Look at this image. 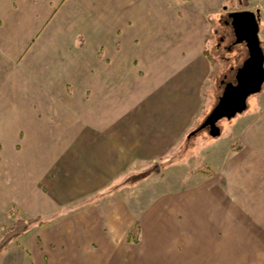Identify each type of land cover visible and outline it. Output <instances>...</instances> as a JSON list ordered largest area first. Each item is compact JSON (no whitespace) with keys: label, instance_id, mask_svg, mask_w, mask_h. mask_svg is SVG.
<instances>
[{"label":"crops","instance_id":"crops-1","mask_svg":"<svg viewBox=\"0 0 264 264\" xmlns=\"http://www.w3.org/2000/svg\"><path fill=\"white\" fill-rule=\"evenodd\" d=\"M222 1L0 0V129L20 134L6 148L0 134V235L9 206L43 221L0 251L3 264L13 242L27 264H264V97L222 153L207 145L212 171L186 188L141 211L103 193L193 126L208 12ZM254 1L232 10L258 11L264 52Z\"/></svg>","mask_w":264,"mask_h":264},{"label":"rangeland","instance_id":"rangeland-1","mask_svg":"<svg viewBox=\"0 0 264 264\" xmlns=\"http://www.w3.org/2000/svg\"><path fill=\"white\" fill-rule=\"evenodd\" d=\"M254 2V0H223L219 6L208 12L209 22L205 32V47L210 60L211 73L203 85L204 99L193 126L188 130L186 137L166 156L147 163H140L137 168H135L136 166L129 168L106 186L104 194L120 190L126 194L130 205L141 211L154 193L186 188L187 185L195 182L197 177L211 173L212 170L206 166L204 160L207 145L216 146L218 153H222L227 137L234 135L232 129H247L244 125L246 120L260 112V100L264 97V83L259 92L248 97L247 107L244 111L230 119L223 117L217 121L220 134L211 136L207 127L195 130L191 134L216 103L224 84L234 80L236 68L246 57L244 44H237L234 47L231 45L233 31L230 24L226 22L227 12L244 7H251L255 10ZM0 134L5 148L6 145L13 142L19 145L18 130L0 129ZM4 155L6 156V150L5 153L3 152ZM7 210L8 215L12 218L10 211H16V208L9 206ZM10 245L9 252L6 254V264H27V260L21 255L22 249L17 247L16 242ZM0 264H3L2 261Z\"/></svg>","mask_w":264,"mask_h":264},{"label":"water","instance_id":"water-1","mask_svg":"<svg viewBox=\"0 0 264 264\" xmlns=\"http://www.w3.org/2000/svg\"><path fill=\"white\" fill-rule=\"evenodd\" d=\"M227 17L229 20L226 22L230 24L233 31L231 44H244L246 57L235 70L234 82L230 81L224 84L216 103L191 134L195 130L206 127L211 136L220 134L217 121L223 117L230 119L244 111L247 107L248 97L259 92L264 83V52L258 35V11L231 10L227 12Z\"/></svg>","mask_w":264,"mask_h":264},{"label":"trees","instance_id":"trees-1","mask_svg":"<svg viewBox=\"0 0 264 264\" xmlns=\"http://www.w3.org/2000/svg\"><path fill=\"white\" fill-rule=\"evenodd\" d=\"M13 222L10 226L5 227L0 235V251L4 249L8 243L19 237L31 224L42 223L40 215L22 217L16 214L15 211H10ZM139 236V225L135 222L127 233V240L137 242Z\"/></svg>","mask_w":264,"mask_h":264},{"label":"flooded vegetation","instance_id":"flooded-vegetation-1","mask_svg":"<svg viewBox=\"0 0 264 264\" xmlns=\"http://www.w3.org/2000/svg\"><path fill=\"white\" fill-rule=\"evenodd\" d=\"M227 20H229L228 18H227ZM232 41H233V39H232ZM231 41V42H232ZM232 45V44H231ZM231 45H230V47H229V49L231 48ZM237 45V44H236ZM235 45H232V47H234ZM233 82H234V80H233Z\"/></svg>","mask_w":264,"mask_h":264}]
</instances>
